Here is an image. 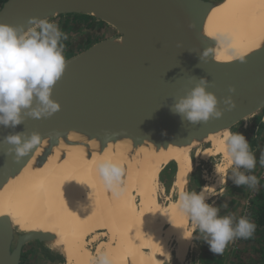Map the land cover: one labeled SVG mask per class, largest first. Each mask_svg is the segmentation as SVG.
Here are the masks:
<instances>
[{
    "label": "water",
    "instance_id": "obj_1",
    "mask_svg": "<svg viewBox=\"0 0 264 264\" xmlns=\"http://www.w3.org/2000/svg\"><path fill=\"white\" fill-rule=\"evenodd\" d=\"M202 1L6 0L0 7L2 24L26 29L33 18L51 21L85 16L111 26L116 35L67 59L66 70L52 93L60 111L40 119L25 115L16 128L0 126V190L22 172L45 140L48 146L38 157L37 167L46 164L61 140L79 145L69 140L74 133L97 140L101 150L111 142L127 139L133 148L144 143L157 150L195 145L192 154L211 144L207 141L211 135L233 132L260 116L264 112V49L231 65L212 60V41H204L207 37L201 41L198 35L209 12L207 7L201 9ZM192 12L199 15L193 18L189 31L185 18ZM190 41L198 46L197 52L191 51ZM205 51L206 59H201ZM200 78L210 82L207 91L217 97L223 116L192 125L182 122L171 106ZM229 97L235 103L231 110L224 104ZM16 133H22L23 139L32 133L41 137L19 163L4 155L11 147L3 144L4 138ZM31 242L37 239L18 235L11 225L0 229V264H21L24 249Z\"/></svg>",
    "mask_w": 264,
    "mask_h": 264
},
{
    "label": "bare ground",
    "instance_id": "obj_2",
    "mask_svg": "<svg viewBox=\"0 0 264 264\" xmlns=\"http://www.w3.org/2000/svg\"><path fill=\"white\" fill-rule=\"evenodd\" d=\"M201 4V9L207 7L209 12L198 35L201 41L205 37L204 41H212V60L231 65L264 49V0H203ZM198 15L192 12L185 18L189 31ZM224 37L231 40L227 49L218 41ZM189 46L191 51H198L196 43L190 41ZM222 138L214 140L213 152L220 151ZM69 140L80 144L72 146L61 140L46 164L37 167L38 157L48 146L45 140L22 172L0 190V229L11 225L18 235L35 237L62 254L66 264H97L101 254H107L112 264H119L115 254L125 248L119 249L115 242L134 239L138 252L146 249V261L151 254L158 263L161 250L174 255L173 261L165 264H184L188 240L183 233H190L192 226L176 205L194 166L191 151L195 145L157 150L144 143L133 148L125 139L101 150L97 140H87L83 135L70 134ZM172 161L178 167L173 186L178 200L172 198L163 205L158 197L159 174ZM102 162L124 170L120 190L105 185L98 171ZM105 229L122 232L128 239L110 236L107 242L96 238L91 241L96 244L95 252L86 249L84 238Z\"/></svg>",
    "mask_w": 264,
    "mask_h": 264
},
{
    "label": "clouds",
    "instance_id": "obj_3",
    "mask_svg": "<svg viewBox=\"0 0 264 264\" xmlns=\"http://www.w3.org/2000/svg\"><path fill=\"white\" fill-rule=\"evenodd\" d=\"M29 26H12L0 23V126L16 128L24 122V116L34 119L48 118L60 111L58 102L52 99L53 88L62 78L67 60L64 56L63 41L68 36L59 25L48 19H30ZM226 49L231 44L230 38L218 39ZM205 51L201 59H206ZM210 82L200 78L196 86L184 97L176 100L171 111L180 116L182 122L192 125L207 123L210 119H220L223 111L218 108L217 97L207 91ZM235 92L234 88L229 89ZM228 110L235 107L231 97L224 100ZM35 105V106H34ZM38 133H32L23 139L22 133L8 135L3 144L10 145L5 156L21 162L30 150L40 143ZM230 163L231 180L237 187L247 186L258 190L260 180L247 174L256 167V157L251 151L246 137L240 132L224 131L219 142ZM260 165L264 166V154ZM244 169V171H240ZM99 174L110 189L120 190L123 169L111 162L98 165ZM205 186L199 193L184 191L179 196L177 210L189 218L192 231L183 238L190 240L193 233L199 232L197 239L209 245L214 254H221L230 242L253 237L256 225L247 217L237 218L235 214L221 216L220 208L206 203L208 195ZM226 209L227 203L221 206ZM98 264H112L107 254H101Z\"/></svg>",
    "mask_w": 264,
    "mask_h": 264
},
{
    "label": "rangeland",
    "instance_id": "obj_4",
    "mask_svg": "<svg viewBox=\"0 0 264 264\" xmlns=\"http://www.w3.org/2000/svg\"><path fill=\"white\" fill-rule=\"evenodd\" d=\"M50 22L57 23L60 29L68 36V39L63 41L65 45L64 56L66 60L85 51L97 42L116 35V30L111 26L91 17L63 16L57 17ZM261 115H263V113ZM257 119L258 118L252 120L257 121ZM252 120L251 123L249 122V125H253L254 122ZM239 128L235 129L233 132H238ZM215 136L219 138L223 136V134L214 135L213 139L210 140L211 144H206L200 149L192 152L191 156L193 158L194 166L192 167L193 173L189 191H196L199 193L205 186H208L209 188L205 189V193L208 195L205 202L214 207L220 208L219 214L221 216L235 214L236 217H247L252 221L249 216V200L255 197L258 190L251 189L248 194L249 197L248 199L247 197L245 198L246 200H244V203H235L237 199L240 200L239 198H241L237 191H239L240 188L243 189V186L239 188L233 184L230 178L232 165H230V169H226L225 171L224 182L219 179V169H221L224 164H228L229 161L223 151L213 152V146L217 140ZM246 139L248 141L251 140L248 137H246ZM177 170V164L172 161L169 165L165 166L159 174L158 197L159 202L163 205L168 204L169 201L173 199L178 200V196L175 194L173 188ZM240 171H244V169H240ZM136 200L138 203L140 202L139 198ZM225 203L228 205L226 209L221 207ZM112 233H118V236L128 239V237L125 236V234L123 235L122 232L117 230L112 232L109 229H105L100 234H92L87 236V238H84L85 248L92 250L94 253L96 250V244L94 242L91 243V241L100 238L101 240L108 242L110 234ZM198 236L199 232L197 231L193 233V238L188 240L184 255V264H264V234L261 236H253L250 239H237L230 242L225 250L217 255L209 250V245L207 243L202 239H197L196 237ZM115 244L120 245L118 246L119 249L125 248V251H121L120 253L117 252L118 255L115 254L116 258H118L119 264H130L131 262V264H165L167 262L170 263L174 258L173 254L159 250V253L157 254L159 262L157 263L156 259L153 260L151 254L147 250L150 254V261H146V258L144 257L146 250H141L142 253L138 252L139 247L137 246L138 244L135 239L130 242L124 241L123 243L118 241L115 242ZM130 253L132 254L130 255ZM66 260L67 259L62 254L55 252L46 244L42 245L39 242H31L24 249L21 264H66Z\"/></svg>",
    "mask_w": 264,
    "mask_h": 264
},
{
    "label": "crops",
    "instance_id": "obj_5",
    "mask_svg": "<svg viewBox=\"0 0 264 264\" xmlns=\"http://www.w3.org/2000/svg\"><path fill=\"white\" fill-rule=\"evenodd\" d=\"M257 118H259V120H257L258 122L255 120H252L254 122L253 125H249V122L251 123V121H249L248 123H245L244 125H242L238 131L242 133L245 137H248L249 139H251L248 142L250 144L251 151L255 155L256 161H257L256 167L251 174L255 176L257 175L261 167L260 162H259L261 155L264 154V124L261 122L260 116ZM250 191L251 189H249L247 186H243V189L240 188L239 191L237 192L239 193L241 197L239 198L241 201L237 199L235 203L236 204L244 203V200H246L245 198L247 197L248 199L249 197L248 194L250 193ZM239 217L240 216H237V218Z\"/></svg>",
    "mask_w": 264,
    "mask_h": 264
},
{
    "label": "trees",
    "instance_id": "obj_6",
    "mask_svg": "<svg viewBox=\"0 0 264 264\" xmlns=\"http://www.w3.org/2000/svg\"><path fill=\"white\" fill-rule=\"evenodd\" d=\"M6 0H0V7ZM259 120V118L257 119ZM249 216L252 222L256 225V230L254 237L264 234V179L260 180V185L258 191L254 198L250 200ZM121 234V233H120ZM110 236L117 237L115 233L110 234ZM127 240V239H126ZM146 250L145 248H141Z\"/></svg>",
    "mask_w": 264,
    "mask_h": 264
},
{
    "label": "flooded vegetation",
    "instance_id": "obj_7",
    "mask_svg": "<svg viewBox=\"0 0 264 264\" xmlns=\"http://www.w3.org/2000/svg\"><path fill=\"white\" fill-rule=\"evenodd\" d=\"M230 168H231L230 167V163L228 162V164H224L223 167L221 169H219V171H218L219 179H221L223 182L225 180V177H224L225 176V171H226V169H230Z\"/></svg>",
    "mask_w": 264,
    "mask_h": 264
},
{
    "label": "built area",
    "instance_id": "obj_8",
    "mask_svg": "<svg viewBox=\"0 0 264 264\" xmlns=\"http://www.w3.org/2000/svg\"><path fill=\"white\" fill-rule=\"evenodd\" d=\"M261 122L264 124V112L263 115H261ZM256 176L259 177L260 180L264 179V166L260 167Z\"/></svg>",
    "mask_w": 264,
    "mask_h": 264
}]
</instances>
